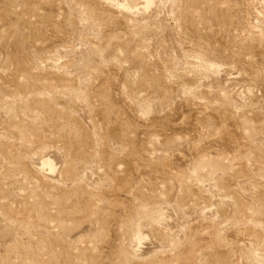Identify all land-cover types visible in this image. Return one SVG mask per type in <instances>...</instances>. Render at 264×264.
<instances>
[{
	"label": "rangeland",
	"instance_id": "rangeland-1",
	"mask_svg": "<svg viewBox=\"0 0 264 264\" xmlns=\"http://www.w3.org/2000/svg\"><path fill=\"white\" fill-rule=\"evenodd\" d=\"M0 264H264V0H0Z\"/></svg>",
	"mask_w": 264,
	"mask_h": 264
},
{
	"label": "bare ground",
	"instance_id": "bare-ground-1",
	"mask_svg": "<svg viewBox=\"0 0 264 264\" xmlns=\"http://www.w3.org/2000/svg\"><path fill=\"white\" fill-rule=\"evenodd\" d=\"M148 2H149V0H148ZM46 160V161H45ZM44 161H45V163L48 165V166H50L51 167V169L53 168V161L52 160H47V159H45Z\"/></svg>",
	"mask_w": 264,
	"mask_h": 264
}]
</instances>
